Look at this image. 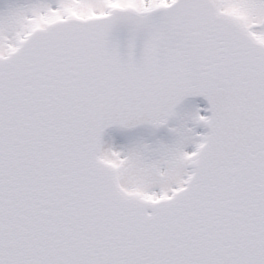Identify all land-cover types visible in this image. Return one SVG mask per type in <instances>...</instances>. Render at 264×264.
Masks as SVG:
<instances>
[{"label":"snow or ice","instance_id":"1","mask_svg":"<svg viewBox=\"0 0 264 264\" xmlns=\"http://www.w3.org/2000/svg\"><path fill=\"white\" fill-rule=\"evenodd\" d=\"M0 264H264V0H0Z\"/></svg>","mask_w":264,"mask_h":264}]
</instances>
